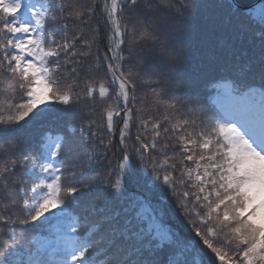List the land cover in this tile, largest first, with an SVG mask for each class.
I'll use <instances>...</instances> for the list:
<instances>
[{
    "label": "snow or ice",
    "instance_id": "snow-or-ice-1",
    "mask_svg": "<svg viewBox=\"0 0 264 264\" xmlns=\"http://www.w3.org/2000/svg\"><path fill=\"white\" fill-rule=\"evenodd\" d=\"M0 264H264V0H0Z\"/></svg>",
    "mask_w": 264,
    "mask_h": 264
}]
</instances>
